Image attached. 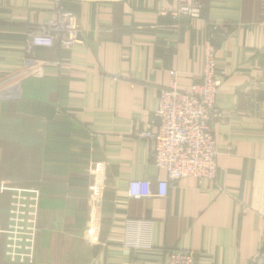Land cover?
Segmentation results:
<instances>
[{
  "label": "crops",
  "instance_id": "0c3cea01",
  "mask_svg": "<svg viewBox=\"0 0 264 264\" xmlns=\"http://www.w3.org/2000/svg\"><path fill=\"white\" fill-rule=\"evenodd\" d=\"M62 0L82 43L29 47L53 0H0V264L12 198L37 193L32 264H264V0ZM217 27L218 30L213 29ZM211 40L221 86L213 125L217 177L173 182L153 163L159 91L200 80ZM33 61V64L30 62ZM13 81V82H12ZM130 181L149 184L132 199Z\"/></svg>",
  "mask_w": 264,
  "mask_h": 264
},
{
  "label": "built area",
  "instance_id": "2783aa9c",
  "mask_svg": "<svg viewBox=\"0 0 264 264\" xmlns=\"http://www.w3.org/2000/svg\"><path fill=\"white\" fill-rule=\"evenodd\" d=\"M61 2L62 0H53V17L42 26L27 31L29 47L52 48L58 45L59 48L68 50L82 43L77 18ZM201 9L199 0H180L173 15L177 18H198ZM213 30L217 31L218 28ZM215 53L212 41L208 40L204 46L200 80L192 83L187 91L178 90L177 73L170 72L171 83L159 91L158 106L154 111L156 131L151 132L148 129L139 135L151 141L154 166L166 173L165 179L157 181L159 197H166L167 188L175 181L186 178L213 181L217 177V149L213 140V125L220 116L215 106V98L221 86L222 73L217 69ZM30 63L33 64V61ZM9 90L11 89L1 88L0 93L3 92V95L0 94V97L12 96L14 91L9 93ZM127 193L132 199L149 196V184L130 181ZM28 198L33 201L29 206L32 209L30 216H34L36 220L37 193L14 196L10 207V224L2 232L6 237L5 256L13 263L33 262L37 229L31 245L25 248L27 253H16L21 248L20 244L16 245V242L20 243V238L17 239L16 236L26 227L23 218L27 216ZM263 258L262 254H257L255 260L263 262ZM161 264H197V259L191 251L173 250Z\"/></svg>",
  "mask_w": 264,
  "mask_h": 264
},
{
  "label": "rangeland",
  "instance_id": "374dc122",
  "mask_svg": "<svg viewBox=\"0 0 264 264\" xmlns=\"http://www.w3.org/2000/svg\"><path fill=\"white\" fill-rule=\"evenodd\" d=\"M0 94L3 95V92H1ZM31 203H33V201H31V199L28 198L27 216L23 218L24 221H25L24 223H25L26 227H25V229H23L21 231V234H17V236H16L17 239L20 238V243L16 242L17 243L16 245L20 244V247H21L20 250L16 251V253L17 252H23L24 254L27 253V250L25 248L29 247L31 245V239L33 238V235H34V233H35V231L37 229V217H36V220H35L34 216H30V214L32 213V209L29 208ZM14 216H16V214L13 215V218H15ZM32 218H33V221H32ZM26 228H28V229H26ZM17 233H19V231H17ZM34 252H35V249H34ZM7 259H8V257H7ZM33 260H34V256H33ZM11 263H13V262H11ZM14 264H19V263H15L14 262Z\"/></svg>",
  "mask_w": 264,
  "mask_h": 264
},
{
  "label": "bare ground",
  "instance_id": "6f19581e",
  "mask_svg": "<svg viewBox=\"0 0 264 264\" xmlns=\"http://www.w3.org/2000/svg\"><path fill=\"white\" fill-rule=\"evenodd\" d=\"M13 82V81H12ZM11 86V90H9V93H11L12 91H14L15 92V90H14V84L13 83H9L8 84V86L7 87H10ZM6 94V93H5Z\"/></svg>",
  "mask_w": 264,
  "mask_h": 264
},
{
  "label": "water",
  "instance_id": "95a60500",
  "mask_svg": "<svg viewBox=\"0 0 264 264\" xmlns=\"http://www.w3.org/2000/svg\"><path fill=\"white\" fill-rule=\"evenodd\" d=\"M16 95V94H15ZM9 97H0V100L8 99Z\"/></svg>",
  "mask_w": 264,
  "mask_h": 264
}]
</instances>
